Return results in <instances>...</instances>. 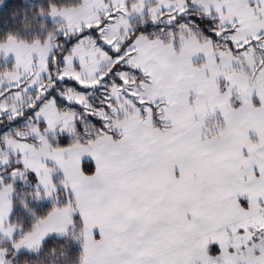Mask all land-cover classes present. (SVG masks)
I'll use <instances>...</instances> for the list:
<instances>
[{
    "label": "snow or ice",
    "instance_id": "snow-or-ice-1",
    "mask_svg": "<svg viewBox=\"0 0 264 264\" xmlns=\"http://www.w3.org/2000/svg\"><path fill=\"white\" fill-rule=\"evenodd\" d=\"M0 264H264V0H0Z\"/></svg>",
    "mask_w": 264,
    "mask_h": 264
}]
</instances>
